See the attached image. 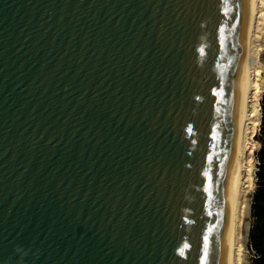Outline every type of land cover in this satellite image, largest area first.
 <instances>
[{"label":"water","instance_id":"water-1","mask_svg":"<svg viewBox=\"0 0 264 264\" xmlns=\"http://www.w3.org/2000/svg\"><path fill=\"white\" fill-rule=\"evenodd\" d=\"M249 5L0 0V264H225Z\"/></svg>","mask_w":264,"mask_h":264},{"label":"bare ground","instance_id":"bare-ground-1","mask_svg":"<svg viewBox=\"0 0 264 264\" xmlns=\"http://www.w3.org/2000/svg\"><path fill=\"white\" fill-rule=\"evenodd\" d=\"M264 39V0H250L246 36L242 51L240 80V118L237 152L234 162V202L228 229L225 264H243L246 233L248 231L249 198L253 188V169L248 152H252L253 135L260 107L259 58ZM264 50V49H263ZM254 149V148H253ZM251 156V155H250ZM252 162V161H251ZM253 164V162H252ZM254 168V167H253Z\"/></svg>","mask_w":264,"mask_h":264},{"label":"trees","instance_id":"trees-1","mask_svg":"<svg viewBox=\"0 0 264 264\" xmlns=\"http://www.w3.org/2000/svg\"><path fill=\"white\" fill-rule=\"evenodd\" d=\"M262 127H261V148L257 154L259 161L257 187L253 195L252 211L255 223L250 232V246L256 254L255 264H264V96L262 98Z\"/></svg>","mask_w":264,"mask_h":264},{"label":"rangeland","instance_id":"rangeland-1","mask_svg":"<svg viewBox=\"0 0 264 264\" xmlns=\"http://www.w3.org/2000/svg\"><path fill=\"white\" fill-rule=\"evenodd\" d=\"M261 44L263 45L262 46V52H261V55H260V58H259V66H260V76H259V84H260V87H261V96H260V107H259V113H258V116H257V119L259 120L258 124L256 126V131L253 135V148H252V152H248L247 153V157L249 156V161H250V158H251V161H250V164L254 167H252L253 169V174H255L253 176L254 180H253V188L251 187V191H250V195L248 196V200H249V205L251 206L249 208V214H248V220L246 221V223H248V231L246 233V240H245V249H244V262L243 264H255L254 261L256 259V254L255 252L253 251L252 247L250 246V232H251V229L255 223V218H254V215H253V211H252V204H253V195H254V192H255V189L257 187V177H256V174H257V171H258V165H259V161H258V158H257V154L261 148V142H260V138H261V127H262V118H263V109H262V98L264 96V39L261 40ZM251 155V156H250Z\"/></svg>","mask_w":264,"mask_h":264},{"label":"clouds","instance_id":"clouds-1","mask_svg":"<svg viewBox=\"0 0 264 264\" xmlns=\"http://www.w3.org/2000/svg\"><path fill=\"white\" fill-rule=\"evenodd\" d=\"M16 252H17L21 257H23V256L26 255V253H24L23 251H21V249H19V248L16 249Z\"/></svg>","mask_w":264,"mask_h":264}]
</instances>
